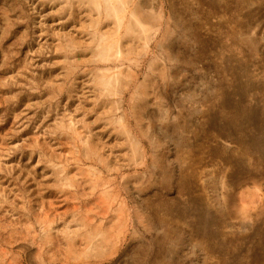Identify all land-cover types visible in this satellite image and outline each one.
<instances>
[{
  "label": "rangeland",
  "instance_id": "374dc122",
  "mask_svg": "<svg viewBox=\"0 0 264 264\" xmlns=\"http://www.w3.org/2000/svg\"><path fill=\"white\" fill-rule=\"evenodd\" d=\"M0 264H264V0H0Z\"/></svg>",
  "mask_w": 264,
  "mask_h": 264
},
{
  "label": "bare ground",
  "instance_id": "6f19581e",
  "mask_svg": "<svg viewBox=\"0 0 264 264\" xmlns=\"http://www.w3.org/2000/svg\"><path fill=\"white\" fill-rule=\"evenodd\" d=\"M89 3V2H88ZM106 4H108V3H106ZM106 7V6H105ZM114 12V11H113ZM116 13V12H115ZM118 14H119V12H118ZM108 16V15H107ZM119 23V22H118ZM137 23V22H136ZM141 23V22H140ZM119 25V24H118ZM127 26V25H126ZM130 31V30H129Z\"/></svg>",
  "mask_w": 264,
  "mask_h": 264
}]
</instances>
